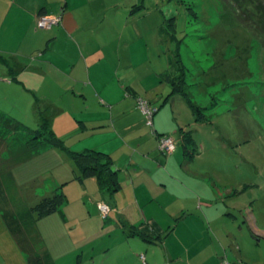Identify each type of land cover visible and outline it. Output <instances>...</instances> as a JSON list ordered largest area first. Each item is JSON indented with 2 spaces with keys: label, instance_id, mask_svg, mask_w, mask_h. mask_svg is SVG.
I'll return each mask as SVG.
<instances>
[{
  "label": "crops",
  "instance_id": "crops-1",
  "mask_svg": "<svg viewBox=\"0 0 264 264\" xmlns=\"http://www.w3.org/2000/svg\"><path fill=\"white\" fill-rule=\"evenodd\" d=\"M140 1L0 0V112L26 126L34 120L37 128L41 109L68 148L97 149L113 160L120 183L115 192L100 189L94 178L73 179L79 171L58 149L47 148L27 160L44 157L48 163L58 164L56 174L45 171L39 181L52 189L63 183L67 201L55 211L62 218L64 209L72 218L96 214L91 205L98 213L93 199L85 198L88 194L111 207L107 217L99 216L103 221L97 227L76 224L74 244L83 247L105 240L103 250L92 247L95 251L86 260L93 259V264L109 260L112 264H222L224 259H239L247 264L233 230L247 225L245 244L255 247L261 245L264 228L257 225L251 210L231 202L237 195L232 196L228 186L218 181L216 164L209 166L201 160L195 139L194 154L185 155L182 136L193 135L201 123L181 117L177 108L170 107V103L185 107L178 93L164 101L171 86L164 77L169 86L160 82L153 68L140 73L142 83L145 77L153 83L143 97L130 80L131 72L138 73L143 65L137 54L128 53V46L142 40V32L138 21L128 28L126 10ZM40 12L61 15V23L49 30L37 29ZM137 98L162 104L152 125L137 107ZM4 104L16 107V112ZM173 132L176 151L165 157L157 148V135ZM47 217L36 222L44 243L41 224ZM132 230L147 239L130 233ZM82 249L63 251L68 255L76 251L79 264L83 263ZM47 250L55 264H67L59 263ZM0 264H28L1 214Z\"/></svg>",
  "mask_w": 264,
  "mask_h": 264
},
{
  "label": "rangeland",
  "instance_id": "rangeland-1",
  "mask_svg": "<svg viewBox=\"0 0 264 264\" xmlns=\"http://www.w3.org/2000/svg\"><path fill=\"white\" fill-rule=\"evenodd\" d=\"M132 1L127 0L129 3ZM245 3L241 6H247L250 10L249 3ZM139 6H142L140 11L135 13ZM126 15L129 17L128 28L131 29L138 21V29L142 32V40L137 39L128 46V53L137 54L142 60L143 67L138 73L131 72L130 75L141 97L153 85L148 77L142 83L144 75L140 73L144 70L146 72V69L153 68L160 82L169 86L162 79L166 70L172 72L174 66L181 68L179 72L185 80V92L207 116L206 123L198 122L202 126L193 132L195 141L200 144L198 151L201 152V160L209 166L216 164L218 181L228 186L232 196L237 195L231 202L237 208L251 210L257 225L264 228V32L248 27L240 16L238 6L231 0H142L128 7ZM168 32L174 33V36H169ZM176 59H180L177 61L182 65H178ZM147 104L148 108L154 109L157 102L147 101ZM184 105L180 109L170 103V107L179 110L181 117H191L194 121L191 109L185 102ZM3 107H10L14 113L17 110L13 106ZM21 107L25 108V105ZM149 121L152 124L150 118ZM29 127H36L34 120L29 122ZM10 132L0 130V136H7V140L14 138L15 133L10 136ZM173 136L169 137L175 151L178 141L174 132ZM4 141L0 143L2 155L7 149ZM42 158H33L11 169L13 183L8 176L9 181L5 186L8 202L3 205L7 206L6 209L16 212L23 206L33 207L43 194L49 195L52 187L42 184L40 175L45 171L56 174L58 164L48 163L49 160ZM204 163L201 164L207 167ZM33 189L37 190V194ZM95 197L92 194L85 196L86 199H93L97 207V201L101 199ZM74 206L71 203V207ZM64 210H67L65 218L53 212L41 224L44 245L59 263L67 261V264H77L78 253L75 251L68 255L63 249L78 247L83 248L80 253L83 263L79 264H93V259H86L89 252L93 254L95 251L92 247L98 246L103 250L104 238L83 247L73 242L77 236L76 224L97 227L103 221L99 217L100 211L97 213L91 205V212L96 214L83 213L72 218L68 209ZM94 216L98 218L85 222L86 218ZM77 221H81V224ZM239 224L243 225L241 219ZM248 228L244 225L241 230H233L234 241L240 243V253L247 264H264V237L260 240V246H250L253 243L247 246L244 236ZM236 257L240 258L239 255ZM226 261L236 262L239 259ZM112 263L109 260L107 264Z\"/></svg>",
  "mask_w": 264,
  "mask_h": 264
},
{
  "label": "trees",
  "instance_id": "trees-1",
  "mask_svg": "<svg viewBox=\"0 0 264 264\" xmlns=\"http://www.w3.org/2000/svg\"><path fill=\"white\" fill-rule=\"evenodd\" d=\"M231 1L238 6L240 16H242L243 21H245L248 27L257 32H264V2L259 0ZM244 2L249 3L248 5L252 8H250L251 12H249L250 10H248L247 6H241ZM141 7L142 6H139L138 8ZM45 14L51 13L40 12L37 18ZM56 16L60 17L59 22L48 28V30L61 23V15L56 14ZM36 28L43 29L37 27V25ZM168 34L169 36H174V33L168 32ZM177 60L180 61V59L175 60L178 64ZM178 65L182 64L180 63ZM172 70V72L166 70L164 74V78L171 86L170 93L167 94L164 101H166L167 97L171 94L178 93L191 109L195 121H207V116L204 115L202 108L194 105L185 92V80L182 73L179 72L181 68L177 69V67L174 66ZM137 99L138 107V101L140 99ZM161 107L162 104L154 106L151 121ZM40 110L41 109L37 112L40 121L39 126L33 129L14 117L7 116L0 112V130L7 133L11 131L10 136L15 133L13 136L14 138H9L8 140L6 139L7 136H5V138L0 136V143L4 139V144L7 147L4 155L0 153V214L19 249L25 255L28 264H55L52 256L44 245L42 237L36 229V222L38 219L57 211L67 201V196L62 190L63 184L53 188L49 195L43 196L33 207L26 208L23 206L16 210V212H13L12 209L8 210L5 208L7 206H4L5 203L7 204L8 202L6 200L7 193L5 191V186L8 183L7 181H9L8 176L11 180L13 179L11 169L27 161L31 157L38 155L47 148H55L63 151L78 169L79 174H75L73 179L83 181L84 179L94 178L100 189H105L110 192L118 190L120 183L117 178L118 171L115 169L113 160L108 153L90 148H86L82 151H74L68 148L63 140L52 130L49 120L43 116ZM159 135H169L174 138L173 135L168 133H161L157 136ZM181 140L185 155L191 157L194 154L193 147L195 144L193 135L188 132L182 136ZM11 180L10 182L13 183V180ZM130 233H137L144 239H147L145 235L135 230L130 231ZM241 263L244 264L243 262Z\"/></svg>",
  "mask_w": 264,
  "mask_h": 264
},
{
  "label": "built area",
  "instance_id": "built-area-1",
  "mask_svg": "<svg viewBox=\"0 0 264 264\" xmlns=\"http://www.w3.org/2000/svg\"><path fill=\"white\" fill-rule=\"evenodd\" d=\"M59 19H60L59 16H56L53 14H47V15L45 14L37 18L36 25L39 28L48 29L52 27L53 25H56L59 22ZM144 106L147 108L144 109ZM148 106L149 105L145 101L143 100L138 101V107L144 113L147 119V123L149 124L150 123L149 118L151 120V116H152L151 113L153 112V109L148 108ZM158 148L164 154H167V155L170 154L174 150V144L172 143V139L168 135H163L159 137L158 138ZM97 207L102 217H105L110 210V207L102 201L97 202ZM222 264H242V263L241 262L232 263V262H228L224 260Z\"/></svg>",
  "mask_w": 264,
  "mask_h": 264
},
{
  "label": "clouds",
  "instance_id": "clouds-1",
  "mask_svg": "<svg viewBox=\"0 0 264 264\" xmlns=\"http://www.w3.org/2000/svg\"><path fill=\"white\" fill-rule=\"evenodd\" d=\"M140 100H141V99H140ZM143 101H145V100H143ZM145 102L147 103V101H145ZM157 148H158V138H157ZM158 150L160 151L159 148H158ZM175 151H176V150H175ZM175 151H173V153H174ZM160 152H161V151H160ZM173 153H172V154H173ZM161 154H163L165 157L171 155V154H168V155H167V154H164V153H162V152H161ZM100 201H102V200H100ZM100 201H97V202H100ZM102 202H104V201H102ZM104 203H105V202H104ZM105 204H107V203H105ZM107 205H108V204H107ZM108 206H109V205H108ZM109 207H110V206H109ZM97 208H98V207H97ZM110 209H111V207H110ZM98 210H99V209H98ZM109 211H110V210H109ZM108 213H109V212H108ZM108 213H107V215H106L105 217L108 216ZM100 216H101V214H100ZM105 217H102V216H101L102 219H104ZM140 258L144 259V256L141 255ZM224 260H226V259H224ZM236 262H241V261H236ZM232 263H235V262H232Z\"/></svg>",
  "mask_w": 264,
  "mask_h": 264
}]
</instances>
